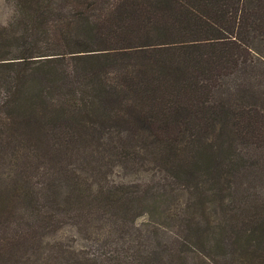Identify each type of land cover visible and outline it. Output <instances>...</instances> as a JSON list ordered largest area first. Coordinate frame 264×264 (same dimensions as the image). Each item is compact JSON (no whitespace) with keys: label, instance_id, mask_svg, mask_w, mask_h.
<instances>
[{"label":"trees","instance_id":"obj_1","mask_svg":"<svg viewBox=\"0 0 264 264\" xmlns=\"http://www.w3.org/2000/svg\"><path fill=\"white\" fill-rule=\"evenodd\" d=\"M7 1L0 264H264V0Z\"/></svg>","mask_w":264,"mask_h":264},{"label":"rangeland","instance_id":"obj_2","mask_svg":"<svg viewBox=\"0 0 264 264\" xmlns=\"http://www.w3.org/2000/svg\"><path fill=\"white\" fill-rule=\"evenodd\" d=\"M13 12V6L10 2L7 0H0V23H7V21L10 19ZM81 147L85 149H92L96 147L95 143H86L85 145L80 144ZM162 171L159 168H155V170L149 169V170H140L138 172L134 171H126L123 167L117 165L114 167V171L112 172L111 176L115 180H121V181H150L153 178L158 179L161 176ZM244 180V178H243ZM178 195L181 196V198L185 197V193L180 192ZM139 221H142V218H139ZM59 234H64L68 236H73L75 238L76 243L81 244L85 243L87 244L86 247H89L91 250H95V245H92V242L90 240H87L86 238H83L80 236L78 231H76V228L72 225H66L61 230H59ZM136 236V233H134Z\"/></svg>","mask_w":264,"mask_h":264}]
</instances>
